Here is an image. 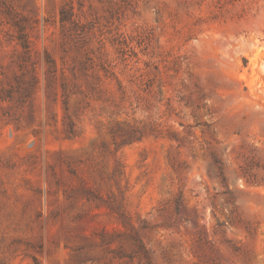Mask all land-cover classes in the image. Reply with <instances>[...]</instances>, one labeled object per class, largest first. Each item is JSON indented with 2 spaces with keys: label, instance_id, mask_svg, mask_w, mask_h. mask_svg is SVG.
I'll return each instance as SVG.
<instances>
[{
  "label": "rangeland",
  "instance_id": "obj_1",
  "mask_svg": "<svg viewBox=\"0 0 264 264\" xmlns=\"http://www.w3.org/2000/svg\"><path fill=\"white\" fill-rule=\"evenodd\" d=\"M0 264H264V0H0Z\"/></svg>",
  "mask_w": 264,
  "mask_h": 264
}]
</instances>
